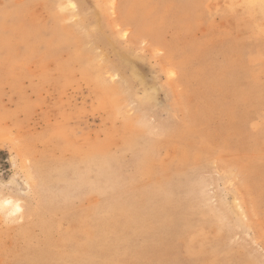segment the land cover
<instances>
[{
    "label": "rangeland",
    "instance_id": "374dc122",
    "mask_svg": "<svg viewBox=\"0 0 264 264\" xmlns=\"http://www.w3.org/2000/svg\"><path fill=\"white\" fill-rule=\"evenodd\" d=\"M0 264H264V0H0Z\"/></svg>",
    "mask_w": 264,
    "mask_h": 264
},
{
    "label": "bare ground",
    "instance_id": "6f19581e",
    "mask_svg": "<svg viewBox=\"0 0 264 264\" xmlns=\"http://www.w3.org/2000/svg\"><path fill=\"white\" fill-rule=\"evenodd\" d=\"M6 205H7V206H12V202H11V201H7V202H6ZM15 207H16V209H17L19 212L22 210V207H21L19 204H17Z\"/></svg>",
    "mask_w": 264,
    "mask_h": 264
}]
</instances>
